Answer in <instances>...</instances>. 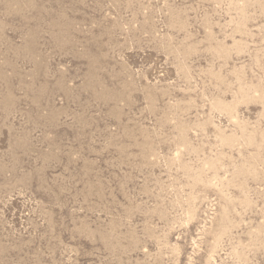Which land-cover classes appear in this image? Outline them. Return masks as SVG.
Instances as JSON below:
<instances>
[{
  "label": "rangeland",
  "instance_id": "rangeland-1",
  "mask_svg": "<svg viewBox=\"0 0 264 264\" xmlns=\"http://www.w3.org/2000/svg\"><path fill=\"white\" fill-rule=\"evenodd\" d=\"M0 264H264V0H0Z\"/></svg>",
  "mask_w": 264,
  "mask_h": 264
}]
</instances>
